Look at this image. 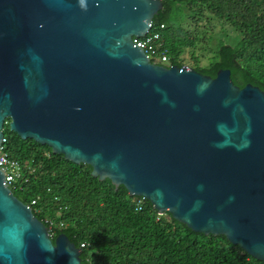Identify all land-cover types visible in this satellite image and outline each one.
<instances>
[{
    "label": "water",
    "instance_id": "95a60500",
    "mask_svg": "<svg viewBox=\"0 0 264 264\" xmlns=\"http://www.w3.org/2000/svg\"><path fill=\"white\" fill-rule=\"evenodd\" d=\"M161 0H0L4 125L196 234L264 262V92L153 64ZM8 121V122H7ZM0 170V264H81Z\"/></svg>",
    "mask_w": 264,
    "mask_h": 264
},
{
    "label": "trees",
    "instance_id": "16d2710c",
    "mask_svg": "<svg viewBox=\"0 0 264 264\" xmlns=\"http://www.w3.org/2000/svg\"><path fill=\"white\" fill-rule=\"evenodd\" d=\"M161 1L151 34L159 32L170 66L211 78L227 69L234 85L264 92V0ZM215 23L229 27L237 41L218 39L211 48ZM3 132L4 150L21 166L12 194L31 206L53 243L64 234L81 251V264H264L223 236L196 234L168 213L159 215L145 199L92 177L89 166L22 140L8 123Z\"/></svg>",
    "mask_w": 264,
    "mask_h": 264
},
{
    "label": "built area",
    "instance_id": "2783aa9c",
    "mask_svg": "<svg viewBox=\"0 0 264 264\" xmlns=\"http://www.w3.org/2000/svg\"><path fill=\"white\" fill-rule=\"evenodd\" d=\"M160 29H163L162 25L160 26ZM151 30L152 26L150 32L145 37L133 38L132 42L144 51L146 57L151 63L170 68L169 58L163 48L160 34L159 32L151 34ZM5 143L6 140L4 137L0 146V170L4 172V180L11 190L12 187H15L16 182L21 177V166L16 160L11 159L8 156L4 150ZM34 204L35 201H32L31 205L33 206ZM49 235L51 236L50 233ZM81 247H83V245Z\"/></svg>",
    "mask_w": 264,
    "mask_h": 264
},
{
    "label": "rangeland",
    "instance_id": "374dc122",
    "mask_svg": "<svg viewBox=\"0 0 264 264\" xmlns=\"http://www.w3.org/2000/svg\"><path fill=\"white\" fill-rule=\"evenodd\" d=\"M214 33L216 35V40H214V42L212 43V46L210 45L211 48L215 47L214 45L216 44L218 39H222V40L225 39L226 44H230V45L234 44L235 41H237L238 39V35L236 33L234 35V33H232L229 27H227L226 25H222L220 23H215ZM225 36H228V37H225ZM204 64H206V59H202L201 61V65H204Z\"/></svg>",
    "mask_w": 264,
    "mask_h": 264
}]
</instances>
